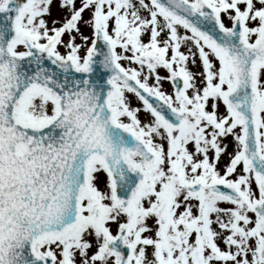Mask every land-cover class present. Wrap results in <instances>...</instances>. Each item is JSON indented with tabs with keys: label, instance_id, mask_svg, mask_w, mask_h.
Masks as SVG:
<instances>
[{
	"label": "snow or ice",
	"instance_id": "obj_1",
	"mask_svg": "<svg viewBox=\"0 0 264 264\" xmlns=\"http://www.w3.org/2000/svg\"><path fill=\"white\" fill-rule=\"evenodd\" d=\"M0 264H264V0H0Z\"/></svg>",
	"mask_w": 264,
	"mask_h": 264
}]
</instances>
